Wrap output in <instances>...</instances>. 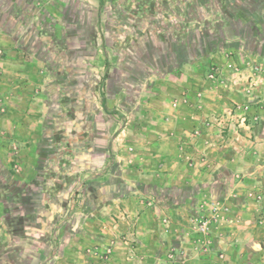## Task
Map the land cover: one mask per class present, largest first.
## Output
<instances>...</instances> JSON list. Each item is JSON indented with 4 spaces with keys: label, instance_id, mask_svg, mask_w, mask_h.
I'll return each mask as SVG.
<instances>
[{
    "label": "rangeland",
    "instance_id": "1",
    "mask_svg": "<svg viewBox=\"0 0 264 264\" xmlns=\"http://www.w3.org/2000/svg\"><path fill=\"white\" fill-rule=\"evenodd\" d=\"M26 2L0 0V264H264V15Z\"/></svg>",
    "mask_w": 264,
    "mask_h": 264
},
{
    "label": "crops",
    "instance_id": "2",
    "mask_svg": "<svg viewBox=\"0 0 264 264\" xmlns=\"http://www.w3.org/2000/svg\"><path fill=\"white\" fill-rule=\"evenodd\" d=\"M15 1L18 2L16 14L19 15L21 13L20 8H22L21 4H26L27 0H19V1L15 0ZM230 1H233L234 3L237 2L238 6H236V8L238 7V10L241 11L240 12L241 15H264V0H230ZM96 2H97L98 7H99L98 8V13H99L100 6L103 5V0H96ZM98 13H96V15H98ZM57 32L60 34L59 29H57ZM16 54H19V55H16V59H20V60L22 59L23 61L27 60L28 58L31 59L30 56H32V53L26 49L23 52L21 51V52L16 53ZM66 59H67V62L70 61V60H68L69 57H67ZM44 61H45V58H44ZM30 78L31 79L34 78L33 74L30 75ZM44 108H45V106L41 105L42 113L38 114L41 118L36 117L38 119V122H36L37 128H38L37 134L35 133L37 131V129L35 130V129L28 128V130H30V132H28V133L32 136L36 135L37 137H39V128L42 127L41 124L44 121L43 116H44V113L46 112V111L44 112ZM25 118H27V116ZM26 130H27V125H26ZM26 130L24 132H26ZM31 130H35V132H33V131L31 132ZM22 137H23V135L21 133L20 138H22ZM25 142H27V141H25ZM25 144H27V143H25ZM35 150H36V145L35 146L34 145L25 146L24 145V147H21L19 155L17 156V160L19 161L21 167L23 166V168L26 169V173L24 174L25 177H9V178H11L13 181H19V182H22L23 180L28 181V179L31 178V176L33 175V170H34L33 167H34V163H35L34 162L35 161ZM28 167H29V169H28ZM27 170H28V172H27ZM11 179H10V182H11ZM13 187H14V185H13ZM32 191L33 192L30 195H33V196L35 195L34 198L36 200H38L39 199L38 190L34 189ZM7 196L8 195L4 193V197H7ZM3 200H4V205H5V203L8 204L7 202L9 200L7 198H5ZM24 205L19 207V210H20L19 215L20 216H23L25 213L29 214L30 216H33V215L35 216L37 214L36 211L38 209V203H33V201L32 202L29 201L27 205H26V203ZM23 207H26L28 211L22 210ZM38 228L45 229L46 227L44 224V226H41ZM35 236H37V235H35ZM26 242H28V245H32L33 247H36L40 244V239L32 238L31 240H26ZM68 254H69V256L67 257V260L69 261L68 264H81L79 262H76V258H75V256H77L76 253L73 252V253H68Z\"/></svg>",
    "mask_w": 264,
    "mask_h": 264
}]
</instances>
